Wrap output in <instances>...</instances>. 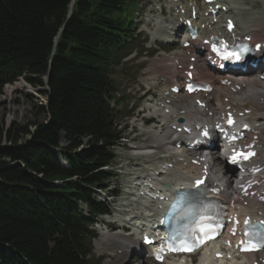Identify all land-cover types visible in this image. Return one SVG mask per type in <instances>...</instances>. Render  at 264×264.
I'll list each match as a JSON object with an SVG mask.
<instances>
[{"label": "trees", "instance_id": "obj_1", "mask_svg": "<svg viewBox=\"0 0 264 264\" xmlns=\"http://www.w3.org/2000/svg\"><path fill=\"white\" fill-rule=\"evenodd\" d=\"M137 5L0 0V94L25 76L47 98L36 105L42 123L7 129L0 117V264H93L90 226L109 211L94 189L114 176L103 168L120 138L112 74L135 38Z\"/></svg>", "mask_w": 264, "mask_h": 264}, {"label": "bare ground", "instance_id": "obj_2", "mask_svg": "<svg viewBox=\"0 0 264 264\" xmlns=\"http://www.w3.org/2000/svg\"><path fill=\"white\" fill-rule=\"evenodd\" d=\"M257 1L258 0H216V2L213 4H222L228 6L229 13H222L218 17L221 19L224 16V22L226 19L233 17L237 24V28L235 29V34L237 36L242 38L252 36L251 40L254 44L258 43L264 45V0L259 1L262 2L263 5L259 11H257ZM170 2L168 6H171ZM191 2L193 1L190 0L183 2V0H180L179 3L171 2V17H168L165 20L158 19L156 22L154 19L150 21L151 23H155H153L155 28L151 32L152 42L158 39L164 40L165 33L172 34V31L168 30V28L170 25L179 22L180 17L183 16V9H185L187 13L191 15V7L189 5ZM200 5L201 6L196 4L198 7L197 18L199 20L194 23L198 24L199 27H201L202 24H205V28L200 32V41H191V47L194 49V51H196L199 45L198 42H202L204 38L209 40L211 36H220L225 34V25H223V22L220 21L218 24H214L213 17L206 15L209 10V5H206L203 1ZM177 10L178 13L176 14ZM244 13H248L250 16L246 22L241 21V16ZM254 23L255 25H253ZM190 50L191 49L174 51L169 55L161 54L162 58H160V61H157L152 65L153 70L158 72L162 71L161 74H156L153 79L157 81L159 78H162L164 81H166L165 87L157 93L160 96V99L156 101L158 107H153V110L156 114H161L163 116L162 122L166 123L165 126L167 127V131L162 135L161 140L158 141V147L161 146L162 151H145V153L140 152V154L150 155L151 159L156 158L158 154L173 156L176 151H174L173 147H170V143L174 135V132L170 129L171 127L168 126L170 119L171 121H174L178 117H183L187 120H191L201 116L204 109L197 107L194 101H191V98L200 96L205 101H207V107L209 108V111L213 112L214 115H218L225 108H228L231 111L244 115V118L254 126L260 140V155H258L257 163L264 169V83L259 79H249L247 76L243 75H213L208 73L206 72L207 68L201 63L200 60L195 62L191 61L192 56L187 53ZM175 61H178V64L175 65ZM186 62L187 66L185 70L188 69L189 65L195 64L194 73L197 77L199 76L200 81H211L213 83L214 89L209 94L199 93L197 95L184 96L182 93L174 94L170 92L171 89L176 86L178 81L186 77L184 68L181 70L178 69V66L180 65L185 67ZM155 80L154 83H151V85L153 84V87L157 84ZM222 80H226L225 84L221 83ZM22 89L23 82H20L16 86H10L6 89V95L4 98L9 97L15 91H20ZM213 101H215V103H213ZM180 152L184 153V151ZM136 154H138V152ZM218 163L221 165V162ZM155 170H157V168ZM164 180L169 182L172 181L173 178L164 177ZM136 184H139L140 186L141 184H144V187L142 186V191L147 190L146 184L148 183H144L142 181ZM180 185L182 188L185 187V184ZM226 192L232 194L233 188H227ZM170 200L171 198L169 197L168 202H160L152 205L145 199H142L141 196L133 197L130 202L122 205V207L127 208L126 214L124 213V221L131 223V221L134 220V224L140 228L151 225V222L153 221L151 218L154 216L157 209L164 205L162 208V211L164 212L167 209V205L169 204ZM252 207L253 206H249L245 208L247 210H251ZM116 212L118 214H122V211L119 209H117ZM260 212L264 217V206L256 209V214H259ZM135 233L136 228L134 229L133 233L128 234L122 233L120 230L113 232L106 230L101 231V237L97 243V246L95 242V247L100 254H110L104 264H124V260L131 250H137V248L140 249V243L136 238ZM154 247H159V244ZM212 248L215 251L221 249L219 245L214 244L212 245ZM208 250L209 249H206L205 255L207 254ZM122 260L123 262H121ZM139 262L140 264H154L153 261L148 258V256L140 258ZM255 262L258 264H264V251L256 254L243 255L241 258L234 260L230 259L226 261H220L219 263H216L206 255L205 258L198 264H255ZM163 264L191 263L188 260H184L183 258L173 257L167 259Z\"/></svg>", "mask_w": 264, "mask_h": 264}, {"label": "rangeland", "instance_id": "obj_3", "mask_svg": "<svg viewBox=\"0 0 264 264\" xmlns=\"http://www.w3.org/2000/svg\"><path fill=\"white\" fill-rule=\"evenodd\" d=\"M259 1L260 0L257 1L256 6L261 8L263 5L262 2ZM161 2L167 5V0H161ZM159 7V3L155 2V0H140L137 7V12L135 14V21L138 22L137 24L140 27L138 33L141 32V34H139L132 46L121 54V63L113 71L112 78L115 82L117 91L116 99H118L120 102L118 110H121L122 112H133V103L137 101V99L142 98L146 89L150 87V82L154 83V81H152L155 80L153 79L154 75L162 73V71H160L161 73L158 71H152L153 68L151 70L150 65L152 67L153 63L160 61V58H162L161 54H170L167 52H162L159 48V44H156L157 49L153 48L147 51V43L150 41V35L145 31V25L151 18H156L157 15H159L157 14L159 11ZM244 18H248L247 15ZM253 25H255V23ZM171 48L172 51L182 50V46L180 43L171 44ZM131 54H135V57L129 60V58L132 57ZM155 82L157 81L155 80ZM163 84L164 82L159 80V84L153 90V92L155 90H160ZM24 88L25 85L23 83L22 90L15 91L9 97L4 98L6 92H4L0 96V117L1 119L3 117L7 129L15 123L19 125H25L28 122L36 121L42 123L46 120L45 114L38 113V110L36 109V105L44 103L45 99L42 98L43 96L39 95V91ZM38 90H40V88ZM153 92L151 91L150 94H153ZM146 101L147 99L144 100V102ZM139 109H135L133 114L135 115ZM124 116L125 115H121L119 119H123ZM31 129L33 130L34 128ZM62 144H67L65 142V139H62ZM116 154L117 161L114 169L117 176L111 179L110 188L111 190H117V193H119L120 197L116 199L114 203L112 201L113 196L108 195L110 206H112L111 208H119L122 202H124L123 198H125L126 201L131 199V196L129 197L127 194L124 195L121 190H128L127 186H129V184L132 183L134 181V178L136 177L135 172L133 170L131 171V168L128 169L126 165L128 163L129 167H134L133 165L137 163L135 156H133L129 151L122 149L120 146L117 148ZM159 155L160 154H158L157 157ZM100 220L102 223L99 225L101 226L102 224H107L109 218L102 217ZM110 228L116 229L117 226H110ZM99 239L96 241V246ZM97 252L99 251L96 250V247L93 244V261L95 262V264L97 262H99L97 264H104L106 259L108 258V255L110 254L107 253V255L105 253V255L99 257ZM135 259H131V261L129 260L127 262L124 261V264H140V262L138 261V257H136ZM121 262H123V260Z\"/></svg>", "mask_w": 264, "mask_h": 264}, {"label": "snow or ice", "instance_id": "obj_4", "mask_svg": "<svg viewBox=\"0 0 264 264\" xmlns=\"http://www.w3.org/2000/svg\"><path fill=\"white\" fill-rule=\"evenodd\" d=\"M231 22H229V27L231 28ZM213 47V51L217 52L218 54H220L224 59H230V60H240L241 59V52L238 51H229L228 50V46L226 44V42H222V47L223 50H221V48H218L216 46L215 43H213L212 45ZM257 48L260 47V45L256 46ZM242 51H247V49H243ZM190 90H191V86H189ZM231 122V121H230ZM205 135H207V133H205ZM242 155L244 159H247L248 156L253 155V153H249L247 155L244 154H239ZM233 160H236V157H233ZM200 183H202V181H197V185H199ZM184 204V198L182 197L180 200L177 201L176 203V207L177 208H181ZM191 211V208H188L184 214L186 215L188 212ZM246 223H250V221H246ZM214 231V229H212V227L210 225H202L199 229H198V233L194 235V239L196 242L198 243H202L203 239H207V238H211L210 236H208V233ZM249 236H253V233H248ZM146 242H150L148 241V238L145 237ZM262 243H264V238H262ZM243 243V242H242ZM249 244L251 245V248H256L257 245L255 243H253L252 240L249 241ZM182 250H192L191 247H185Z\"/></svg>", "mask_w": 264, "mask_h": 264}]
</instances>
